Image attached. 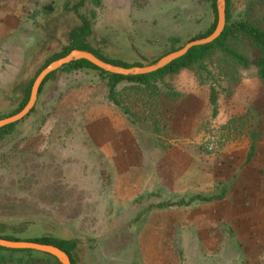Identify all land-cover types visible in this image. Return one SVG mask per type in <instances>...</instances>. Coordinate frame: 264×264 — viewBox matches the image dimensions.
Instances as JSON below:
<instances>
[{
  "label": "rangeland",
  "instance_id": "374dc122",
  "mask_svg": "<svg viewBox=\"0 0 264 264\" xmlns=\"http://www.w3.org/2000/svg\"><path fill=\"white\" fill-rule=\"evenodd\" d=\"M76 1L0 0V118L14 112L42 61L67 44L79 24L71 10ZM78 12L89 21L91 47L142 66L201 38L212 19L210 0H85ZM228 13L230 22L264 31V0H228ZM225 45L245 65L213 47L146 85L118 81L116 103L107 97V75L58 69L33 110L0 136V235L73 239L75 264H143L142 257L158 255L149 251L156 230L146 231L142 249L138 244L142 222L185 220L182 209L140 212L147 204L224 189L227 205L236 202L241 211L235 229L226 225L212 235L206 206L195 203L188 215L200 229L176 230L162 255L173 249L175 264H264L260 51L242 32ZM164 156L187 160L165 168L187 165L192 184L155 189L156 159ZM175 189L188 194L167 191ZM144 193L150 195L133 202ZM0 264L57 263L41 252L0 251Z\"/></svg>",
  "mask_w": 264,
  "mask_h": 264
},
{
  "label": "trees",
  "instance_id": "16d2710c",
  "mask_svg": "<svg viewBox=\"0 0 264 264\" xmlns=\"http://www.w3.org/2000/svg\"><path fill=\"white\" fill-rule=\"evenodd\" d=\"M84 1L85 0H77L71 6V10L76 15V17L78 18L79 24L72 27L68 31V33H67V40H68L67 44L64 47H62L60 51H57V52L50 54L49 56H47L42 61L40 66L35 70L33 76L24 84L23 89H22L21 99H20L16 109L14 110V112L12 114L19 111L23 107L25 102L27 101L30 84H31L33 78L36 76V74L45 65H47L50 61L64 56L67 52H69L72 49L86 50V51L92 53L97 58L101 59L102 61H105V62L113 64V65H118L121 67L142 66L139 63H126L123 61L107 58V57L103 56L102 54H100L97 49L91 47L86 42L87 36H89L91 33L90 24H89V21L82 14H80L78 12V8L83 5ZM224 2H225V6H224L225 23H224V26H223L221 33L212 42L204 44V45L193 46V47L189 48L182 56L172 60L171 62H169L168 64H166L165 66H163L162 68H160L154 72L147 73V74L133 75V76L109 74V73H106V72L98 69L97 67H95L94 65H92L91 63H89L85 60H76V61L70 62V63L60 67L59 69L66 70V69H70V68H89V69L96 70L102 74L107 75L108 76L107 97L113 103H116L114 86L118 81L127 80V81L138 82L140 84L146 85L150 78L161 79V77L166 73H173L180 68L190 66L194 62H196L199 59H201L202 57H204L207 54V52L213 47L218 48L220 51H222L225 54H227L228 56L232 57V59L237 61L238 63L245 65V61H244L243 57H241L239 54H237L233 50L228 49L225 45L226 40L230 35H232L233 33H236V32H242L243 34L247 35L259 47L260 54H259V57L256 59L255 66L257 69L256 73H257L258 78H260L262 80V82L264 83V31L258 29L252 23L245 22L242 20L230 22V16L228 13V0H224ZM210 8H211V12H212L211 22L208 25V27L205 29L204 33L200 37H204V36L208 35L214 29L215 22H216V12H215L214 0H210ZM179 47L180 46L176 47L175 49H178ZM175 49H173V50H175ZM158 58H156L153 62H155ZM55 72L56 71L50 72L49 74H47L44 77V79L42 80V82L38 88L37 95L40 93V91L43 87V84ZM208 99H209V102L211 103V105L213 106L212 107V115H214L215 114V107H214L215 96H214L212 91L209 93ZM33 108H34V106L30 110V112L33 110ZM13 125H14V123L0 128V136H2L7 131H9ZM250 147L252 149L253 145L251 144ZM149 195H150V193H144L142 195H139L138 198H136L135 201H133V202L138 203L139 200H141V199H139V197L144 198V197H147ZM222 195H223V193L221 192V194L219 196L221 197ZM212 198H214V196H206V195H201V194H192L186 198L176 197V198H173L171 200L159 201L155 204H147L140 212L145 213L150 208H166V207H171V206L185 207V206L191 205L193 202H205V201L211 200ZM0 238L5 239V240H24V241H30V242H35V243H39V244L53 245V246L57 247L58 249H60L61 251H63L67 255L70 264H75L73 257H72V251L76 247V242L73 239H61V238H52V237H34V238L19 239L16 237H12L10 235H0ZM0 251L31 252V250H11V249H5L2 247H0ZM46 255H48V254H46ZM48 256H50V255H48ZM50 257L52 259H54V261L57 264H59L55 260V258H53L52 256H50Z\"/></svg>",
  "mask_w": 264,
  "mask_h": 264
},
{
  "label": "crops",
  "instance_id": "0c3cea01",
  "mask_svg": "<svg viewBox=\"0 0 264 264\" xmlns=\"http://www.w3.org/2000/svg\"><path fill=\"white\" fill-rule=\"evenodd\" d=\"M187 160L182 159L180 157H167L164 156L162 158H158L156 159V162L158 163L155 167L154 170V188L158 189V188H162V187H167V184L170 183L171 187L174 188H178L179 184L182 182H191L192 184V179H194V176L192 175V173H189V170L187 168V165H185V169L186 170H180V169H176V170H172L169 171L167 170L165 167L167 165H170L172 167H176V166H182ZM191 162V161H190ZM190 162H188V164H191ZM171 172V173H170ZM206 175L210 178L212 177L211 174L206 173ZM218 177V176H217ZM170 187V188H171ZM168 188V187H167ZM166 188V189H167ZM185 189H187L186 187H184ZM176 189L174 191L172 190H167L170 193H176V195H183V194H188V191H176ZM145 190V189H143ZM148 191H151L152 189H147ZM221 192L223 193V195L220 197L219 195L221 194ZM194 194H199V193H194ZM203 195V194H201ZM206 196H214V198H212L209 201H205V202H193L191 205L189 206H185V207H176V206H171V207H166V208H153L151 209L149 212H156V214H158V212L160 211H165L167 209H182V211L180 210V213H184V218L185 220L183 222H167V221H158V222H153L150 223L149 221L147 222L146 220L142 222V228L140 227V232L137 236V241L138 244L140 246V248L142 249L141 245H144L145 243V237L144 235L146 234V231L148 229H154L156 231L153 232L154 236H155V242L151 243L149 246L151 247L149 249V251L151 249H155V255H158V258H152V256H148L149 258H147L146 256L142 257V262L143 264H175L177 257L175 256V253L173 251V249L169 250L168 253H166L165 255H162V251L166 250V247L169 246H173L174 244V232L178 229H197L199 230L200 227L197 226V224L195 223V221H192L189 217V208L190 206L194 205L195 203H199L202 206H206L204 207L205 210L208 212L207 214L209 215V218L212 220V224H210V226L212 228H214L215 230L212 231V235L217 231L218 234L220 235L221 233V229L227 228V226L229 228L235 229V225L237 224V219L238 217H241V211L238 209V205L236 202H231L229 203L230 206L227 205L226 202V190L224 189H220L217 193L212 194V195H206ZM208 205V206H207ZM227 225V226H226ZM220 231V232H219ZM158 232V233H157ZM151 235V234H149ZM216 240V245L219 244V238H215ZM220 256V254H219ZM151 257V258H150ZM178 264V262L176 263Z\"/></svg>",
  "mask_w": 264,
  "mask_h": 264
},
{
  "label": "water",
  "instance_id": "95a60500",
  "mask_svg": "<svg viewBox=\"0 0 264 264\" xmlns=\"http://www.w3.org/2000/svg\"><path fill=\"white\" fill-rule=\"evenodd\" d=\"M214 4L216 12V22L211 33L201 38L188 40L178 49L172 50L160 56L155 62L151 64L143 66L121 67L102 61L92 53L86 50L79 49H72L64 56L50 61L33 78L30 84L27 101L25 102L23 107L14 114L0 118V128L9 124L16 123L17 121L24 118L35 104L37 91L44 77L50 72L57 71L60 67L70 62L76 60H85L106 73L118 74L123 76H133L154 72L162 68L172 60L182 56L189 48L212 42L221 33L225 23L224 0H214ZM0 247L11 250H31L41 252L52 256L59 264H70L67 255L63 251L49 244H39L24 240H5L0 238Z\"/></svg>",
  "mask_w": 264,
  "mask_h": 264
}]
</instances>
